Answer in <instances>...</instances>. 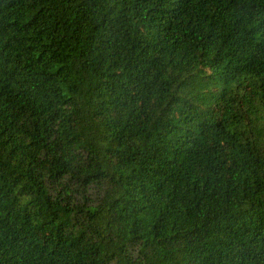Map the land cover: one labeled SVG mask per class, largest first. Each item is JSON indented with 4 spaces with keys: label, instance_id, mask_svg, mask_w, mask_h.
Returning <instances> with one entry per match:
<instances>
[{
    "label": "trees",
    "instance_id": "16d2710c",
    "mask_svg": "<svg viewBox=\"0 0 264 264\" xmlns=\"http://www.w3.org/2000/svg\"><path fill=\"white\" fill-rule=\"evenodd\" d=\"M0 264H264V0H0Z\"/></svg>",
    "mask_w": 264,
    "mask_h": 264
},
{
    "label": "rangeland",
    "instance_id": "374dc122",
    "mask_svg": "<svg viewBox=\"0 0 264 264\" xmlns=\"http://www.w3.org/2000/svg\"><path fill=\"white\" fill-rule=\"evenodd\" d=\"M70 228H71L70 225H68V224L65 225V229H66V230H67V229H70Z\"/></svg>",
    "mask_w": 264,
    "mask_h": 264
}]
</instances>
